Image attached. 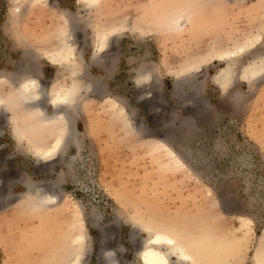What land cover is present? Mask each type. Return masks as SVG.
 I'll list each match as a JSON object with an SVG mask.
<instances>
[{"label":"rangeland","instance_id":"374dc122","mask_svg":"<svg viewBox=\"0 0 264 264\" xmlns=\"http://www.w3.org/2000/svg\"><path fill=\"white\" fill-rule=\"evenodd\" d=\"M70 24L75 55L64 63L50 52ZM263 61L264 0H0V94L40 79L52 115L51 90L82 86L75 139L56 162L39 159L13 111H1L0 264H66L76 251L82 264H144L157 226L205 264H257L264 70L250 69ZM16 114L30 135L54 139L27 110ZM54 182L60 204L37 206L27 184Z\"/></svg>","mask_w":264,"mask_h":264},{"label":"bare ground","instance_id":"6f19581e","mask_svg":"<svg viewBox=\"0 0 264 264\" xmlns=\"http://www.w3.org/2000/svg\"><path fill=\"white\" fill-rule=\"evenodd\" d=\"M87 1L93 4L98 2V0ZM192 20L193 15L189 13L187 15V21L190 22ZM114 31L115 29H112L109 32L106 31L99 34V53L107 50L109 47V39ZM75 45L76 41L70 24L68 29H65L62 36L59 38L57 48L53 52H49L54 60L70 63L73 61L75 55ZM97 55L99 56V54ZM222 56H225L226 59H233L237 54L227 53ZM263 70L264 61L254 67L253 70L251 68L250 74L252 76H257ZM143 76L147 75L143 74ZM39 80L34 77L26 76L17 84L10 81L12 87L7 93L0 94V113L3 109L13 111L12 119L17 134L22 140L32 145L39 159L52 163L60 159L68 143H70L71 139H75L70 114L71 109L75 107L76 104L78 105L77 101L79 102L78 99L81 97L82 86L79 82L72 81L69 85H58L51 90V104L56 111L53 112L54 114L49 115L45 110L46 106L43 104L47 91H44L45 88L43 89L44 86H42ZM19 109L27 110L36 117L35 119H37L36 123L38 126H47L50 136H53L54 139L50 143H47L46 141L38 140L32 134L31 136L23 127L22 123H20V118L18 114H16ZM0 115H2V113ZM27 185L29 189L28 192L32 193V195L34 193L36 198L35 204L37 206L46 207L53 204H60L61 199L58 193L57 182L51 183L47 187H35L32 183H28ZM0 186L2 187L1 184ZM149 229L152 230L153 239L151 245L146 247L144 253L142 252L144 264H174V258L181 264H205V260L193 250V246L185 238L174 234L164 227L157 226L156 228ZM81 239L82 237L78 239L79 242ZM84 249L86 251V248ZM262 256V254H259L257 264H264V258H262ZM82 257H84L83 251H76L73 258L66 264H82Z\"/></svg>","mask_w":264,"mask_h":264}]
</instances>
